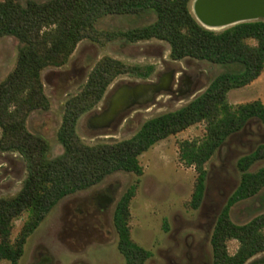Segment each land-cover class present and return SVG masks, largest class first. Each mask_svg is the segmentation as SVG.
<instances>
[{"label": "trees", "instance_id": "obj_1", "mask_svg": "<svg viewBox=\"0 0 264 264\" xmlns=\"http://www.w3.org/2000/svg\"><path fill=\"white\" fill-rule=\"evenodd\" d=\"M190 0H18L0 1V37L14 36L20 43L14 68L0 81V151H16L25 162L26 175L20 190L11 197H0V261L17 264L26 238L37 228L51 208L64 196L99 183L107 175L122 170L142 173L138 157L159 140L198 122L205 132L200 138L183 140L179 157L196 172L190 204L196 208L204 193V164L233 133L249 119L264 123V103L253 100L231 104L227 93L247 85L264 68V19L243 21L221 30L202 26L191 13ZM153 11L155 19L147 25L124 31L101 32L95 22L110 14H137ZM122 37L130 42L151 37L170 46L174 60L185 57L220 64L226 69L208 86L179 108L145 120L129 138L84 144L75 126L81 114L102 98L108 84L121 73L148 78L152 64L125 65L104 56L90 70L82 89L65 102L57 139L62 152L48 156V142L28 132L25 121L35 109H47L40 71L47 66L63 65L76 44L87 37L99 40ZM264 158V144L238 158L239 182L219 211L210 234L211 264H244L264 252V211L242 224L234 223L230 208L257 195L264 188V166H250ZM107 193V192H106ZM98 194L99 205L112 196ZM134 186L117 200L112 220L117 232V249L125 264H143L151 256L148 249L135 243L129 233V202ZM23 212V222L14 241H10L13 220ZM238 245L233 253L227 241Z\"/></svg>", "mask_w": 264, "mask_h": 264}, {"label": "rangeland", "instance_id": "obj_2", "mask_svg": "<svg viewBox=\"0 0 264 264\" xmlns=\"http://www.w3.org/2000/svg\"><path fill=\"white\" fill-rule=\"evenodd\" d=\"M18 1L25 3L26 0ZM192 5L190 0L188 6L195 17ZM154 19L153 11L110 14L100 17L95 28L101 32L124 31L150 24ZM19 45L14 36L0 37V81L14 68ZM169 51L166 41L154 37L133 42L122 37L106 40L103 35L99 40L91 37L80 40L63 65L47 66L40 71L48 108L32 110L25 121L26 130L48 142L50 158L60 154L63 148L57 131L65 102L82 89L90 70L104 56L125 65L152 64L154 70L145 79L127 72L118 74L100 101L80 115L75 131L80 141L88 145L131 137L145 120L186 104L226 69L223 65L190 57L174 60ZM170 71L171 91L160 92L150 102L131 107L108 127H94L91 117L106 107L110 95L120 85L155 82ZM227 100L231 104L253 100L264 103V68L247 85L230 90ZM204 132L203 122L190 125L143 152L138 157L141 174L118 170L95 185L61 198L26 238L17 264H125L117 249L118 236L112 215L117 200L131 186H134V195L129 202L130 237L151 252L143 264H211L210 234L219 211L239 182L236 162L264 144V123L249 119L213 153L204 164L207 175L203 197L193 208L190 201L196 172L180 159L179 144L200 138ZM261 166L264 158L249 169L255 171ZM25 175V162L18 152L0 151V197L14 196ZM102 193L111 195L112 200L99 205L96 199ZM263 211L264 188L257 195L234 204L229 216L234 223L242 224ZM26 219L27 213L23 212L13 220L10 241H14ZM237 245L236 240H228V252L233 253ZM0 264L10 262L1 260Z\"/></svg>", "mask_w": 264, "mask_h": 264}, {"label": "water", "instance_id": "obj_3", "mask_svg": "<svg viewBox=\"0 0 264 264\" xmlns=\"http://www.w3.org/2000/svg\"><path fill=\"white\" fill-rule=\"evenodd\" d=\"M194 2L192 10L196 20L212 30L264 18V0H193ZM171 74L172 71L155 82L120 85L110 95L106 107L91 117L94 127H108L131 107L150 102L160 92L171 91ZM244 264H264V254L251 257Z\"/></svg>", "mask_w": 264, "mask_h": 264}, {"label": "bare ground", "instance_id": "obj_4", "mask_svg": "<svg viewBox=\"0 0 264 264\" xmlns=\"http://www.w3.org/2000/svg\"><path fill=\"white\" fill-rule=\"evenodd\" d=\"M196 1V0H195ZM194 7H195V2L193 3V9H194ZM214 28V27H213Z\"/></svg>", "mask_w": 264, "mask_h": 264}, {"label": "flooded vegetation", "instance_id": "obj_5", "mask_svg": "<svg viewBox=\"0 0 264 264\" xmlns=\"http://www.w3.org/2000/svg\"><path fill=\"white\" fill-rule=\"evenodd\" d=\"M250 259V258H249Z\"/></svg>", "mask_w": 264, "mask_h": 264}]
</instances>
